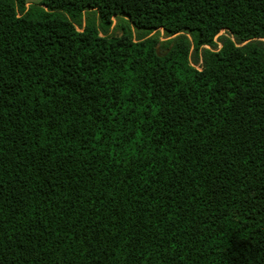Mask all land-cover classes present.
<instances>
[{
	"label": "trees",
	"instance_id": "1",
	"mask_svg": "<svg viewBox=\"0 0 264 264\" xmlns=\"http://www.w3.org/2000/svg\"><path fill=\"white\" fill-rule=\"evenodd\" d=\"M28 3L0 0V264H264V0Z\"/></svg>",
	"mask_w": 264,
	"mask_h": 264
},
{
	"label": "rangeland",
	"instance_id": "2",
	"mask_svg": "<svg viewBox=\"0 0 264 264\" xmlns=\"http://www.w3.org/2000/svg\"><path fill=\"white\" fill-rule=\"evenodd\" d=\"M29 1V3H28V5L30 4V3H37V2H40V1H42V0H28ZM115 30H114V25H112V27H111V32H114ZM222 33H223V31H222ZM163 34V33H162ZM162 37H164V35H162Z\"/></svg>",
	"mask_w": 264,
	"mask_h": 264
}]
</instances>
